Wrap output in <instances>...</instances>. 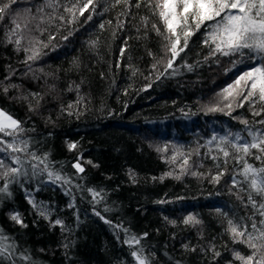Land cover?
<instances>
[{
  "label": "trees",
  "instance_id": "16d2710c",
  "mask_svg": "<svg viewBox=\"0 0 264 264\" xmlns=\"http://www.w3.org/2000/svg\"><path fill=\"white\" fill-rule=\"evenodd\" d=\"M155 4L16 0L0 19V109L22 122L16 142L28 140L37 156L49 154L71 181L41 183L45 173L10 185L12 196L0 202V229L14 249L0 264H138L134 249L146 264H243L235 253L256 251L248 233L258 235L251 225L264 228V217L248 197L257 206L261 198L241 173L245 160L257 168L264 160L232 145L250 142V131L264 134V102L239 106L237 89L231 96L224 90L264 59L212 54L202 28L168 68L167 41L152 27L159 19ZM0 140L13 142L3 134ZM11 155L27 161L29 170L37 163L24 152ZM0 159L16 166L8 152ZM77 161L83 173L72 167ZM26 190L47 206L48 219L28 203ZM16 212L26 228L10 219ZM189 215L199 223L185 224ZM56 219L63 230L53 226ZM229 220L248 231L234 238ZM261 255L264 249L255 259Z\"/></svg>",
  "mask_w": 264,
  "mask_h": 264
},
{
  "label": "snow or ice",
  "instance_id": "6c2138e0",
  "mask_svg": "<svg viewBox=\"0 0 264 264\" xmlns=\"http://www.w3.org/2000/svg\"><path fill=\"white\" fill-rule=\"evenodd\" d=\"M119 2V0H117ZM16 3V0H0V19L8 13L11 4ZM91 3V0H89ZM139 4H137V7ZM155 8L158 12H154V15H158V21L153 23L152 27L157 32L158 35L164 36L167 41L165 44L166 52H171V58L167 61V67L172 68L174 58L179 56L180 52H183L189 46L190 39L197 33L200 32L202 28L205 29V35L203 43L207 45L212 54L219 52L223 56H244L247 54H252L250 58L260 57L264 59V0H156ZM71 11V9H67ZM91 17H89L90 19ZM162 23L164 30L157 26V24ZM20 25L16 24V28ZM103 27V25H101ZM15 33V30H13ZM11 43L12 41L9 40ZM15 44L19 46L20 40H15ZM214 45V47H213ZM247 50V52H245ZM39 55L35 52L34 55L29 56L28 60H34ZM121 55H123V49L121 50ZM27 62V61H25ZM230 89H237L236 95L243 96V101L239 106H243V102H250L255 104L256 102H264V64L260 66H253L250 70L245 71L241 76H239L234 85H229L224 91L228 96L233 95ZM8 88H4V92L7 93ZM36 95V94H33ZM227 99V96L224 97ZM229 108L232 107L231 103L227 105ZM69 108L72 105L68 106ZM31 110V109H30ZM221 109L210 108L209 111H218ZM71 114V113H70ZM230 114V113H228ZM259 115V113H254ZM241 123L247 126V121L242 120ZM260 123L264 124V120ZM25 129L22 127V122L13 115L8 113L4 109H0V134L4 136L12 137L13 142L8 143L4 140H0V144L4 147H0V152H8L11 164L16 165L11 167L5 163L4 159H0V180L3 183L0 184V202L5 198H10L12 192L10 190V185L14 183H21L20 178L29 176L39 177L47 174V180L41 181V183H52L55 184L57 181H63V183H71L70 180L62 177L60 172L55 169L54 163L49 160V154L45 153L42 156H37L35 151H29V141L20 140L16 142V137L19 133L24 132ZM251 136L250 142H245L243 144H233L232 147L236 148L238 151H242L246 156L253 155L255 159L264 160V155H256L252 153L251 149H257L258 152L264 154V134L249 132ZM236 140H242L238 133L235 136ZM216 137H213L215 140ZM221 141L227 143L226 137H221ZM76 144H69V149H75ZM10 150V151H9ZM158 151L160 149H157ZM225 157L229 156V152L224 148H220ZM24 152L32 158V160L37 161V163H32L29 168L24 165L27 161L22 160L20 156H13L11 153ZM173 161L175 156L172 157ZM215 159V157H214ZM91 163V161H89ZM188 163L187 159L183 161V164ZM226 163V161H225ZM43 165V168H39L38 165ZM78 172L83 173L84 168L81 166L79 161L72 165ZM183 167V166H182ZM183 174V173H182ZM171 175V173H168ZM195 175V173H193ZM221 172L217 176L213 177L214 181H219ZM241 175L244 176L245 181L248 182L249 187L256 193L257 196L261 198V202L257 206V202L253 199L252 195L249 194L248 200L254 209L259 211L260 216L264 217V167H253L246 160L244 161V167ZM177 179L180 177L177 176ZM233 179V186H235V177ZM23 187V184H21ZM89 191H93L89 189ZM98 192H93L94 197L99 195ZM28 203L36 210V212L48 219L50 216V211L43 202H37L26 190L25 192ZM166 201H158V203H165ZM99 215V213H96ZM10 219L15 221L21 227H27L21 218V215L16 213L10 214ZM101 219H104L101 217ZM105 223H110V221L105 220ZM185 224L188 223H199L193 216L189 215L184 220ZM229 228L233 237L244 236L248 231L246 227L238 226L233 224L232 220L228 221ZM260 224L264 225V219L260 220ZM61 225L62 230L64 228L61 220L56 219L53 222V226ZM252 229L258 233V235H253L248 233V246L256 251L248 256H242L239 252L235 253V258L242 261L243 264H264V255H261L259 260L255 257L257 253L264 249V228L258 229L256 227V222L253 221L251 225ZM242 228V230H238ZM145 236L147 233L144 234ZM9 237L4 234L3 230L0 229V258L10 259L12 256V250L14 249V244L8 243ZM135 243L139 244V239L132 237ZM131 240H126L125 243L131 244ZM67 247V245H65ZM194 250V249H193ZM131 255L136 259L138 264H146V259L140 256L134 249ZM216 256L220 253L216 252ZM25 259H30V257H24ZM35 264V262H33Z\"/></svg>",
  "mask_w": 264,
  "mask_h": 264
}]
</instances>
